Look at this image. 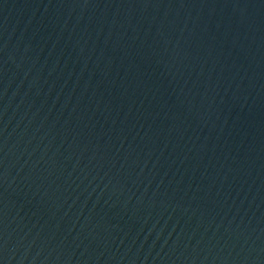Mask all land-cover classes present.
I'll return each mask as SVG.
<instances>
[{
  "label": "water",
  "instance_id": "95a60500",
  "mask_svg": "<svg viewBox=\"0 0 264 264\" xmlns=\"http://www.w3.org/2000/svg\"><path fill=\"white\" fill-rule=\"evenodd\" d=\"M0 264H264V0H0Z\"/></svg>",
  "mask_w": 264,
  "mask_h": 264
}]
</instances>
